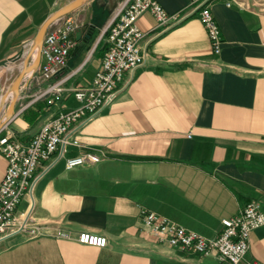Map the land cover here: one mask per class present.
I'll return each instance as SVG.
<instances>
[{"label":"crops","instance_id":"0c3cea01","mask_svg":"<svg viewBox=\"0 0 264 264\" xmlns=\"http://www.w3.org/2000/svg\"><path fill=\"white\" fill-rule=\"evenodd\" d=\"M74 1L0 0V62L24 51L0 66V92L25 68L43 22ZM122 1L86 0L68 14L78 28L71 35L77 46L59 76L66 91L52 103L35 99L48 86L37 80L41 59L2 134L28 141L53 115L78 105L73 90L88 86L100 68L103 30ZM157 1L181 21L162 30L151 14L139 18L147 62L127 72L116 101L78 129L74 137L82 147L38 168L33 201L26 197L17 213L22 219L30 212L38 234L0 239V264H222L217 254L159 243L145 231L142 212L216 238L222 220L249 202L264 211V0L212 5L223 34L219 55L194 0ZM8 91L0 95V110L11 99H4ZM89 150L102 161L66 167L67 157ZM6 168L0 152V181ZM81 232L105 236L108 244H81ZM247 258L264 263V226L251 233Z\"/></svg>","mask_w":264,"mask_h":264},{"label":"built area","instance_id":"2783aa9c","mask_svg":"<svg viewBox=\"0 0 264 264\" xmlns=\"http://www.w3.org/2000/svg\"><path fill=\"white\" fill-rule=\"evenodd\" d=\"M216 1L194 0V11L199 14L213 54L219 55L223 34L212 12ZM146 13L154 17L162 30L181 21L170 15L157 0H123L117 14L103 30L105 53L100 68L88 86L73 90L78 105L53 115L28 141L18 139L13 133L2 134L3 129H0V152L7 161L0 181V239L14 234L37 236L30 212L22 219L17 218L19 206L26 197L33 201L41 164L63 158L70 147H82L74 137L78 129L116 101L127 72H134L147 62L148 53L141 46L145 33L138 26L139 18ZM77 28L74 17L66 15L46 31L42 46L38 48L42 69L37 80L47 82L48 86L34 96L36 100L47 99L52 103L66 91L65 80L59 76L77 46L71 37ZM102 158L101 153L89 150L67 157L66 167H89L100 163ZM142 225L161 244L198 255L217 254L222 264H264L247 258L251 233L264 226V211L255 201L246 204L237 215L222 220L223 228L216 238L188 230L154 211L142 212ZM77 240L98 248L108 244L107 237L89 232L79 233Z\"/></svg>","mask_w":264,"mask_h":264},{"label":"water","instance_id":"95a60500","mask_svg":"<svg viewBox=\"0 0 264 264\" xmlns=\"http://www.w3.org/2000/svg\"><path fill=\"white\" fill-rule=\"evenodd\" d=\"M85 1L86 0H75L74 2L69 4L68 6H66V7L58 10L57 12L53 13L52 15H50L43 22L41 27L39 28V30L35 36V39L33 41L31 50H30L28 56L25 57V60H24L25 68H22L19 76L17 77V79L15 80V82L13 84L12 89L14 91V95H13V98L10 102L8 110L6 111L5 118H4L3 122L0 123V129H2L5 125V123L8 122L9 120H11L12 117L14 116L16 104H17L18 100L23 96V90L25 89V86L27 85L29 78H31L34 75V71H33L34 68L37 65H39V63L41 61V54H40V52H38L36 64L34 66L28 65L31 56L35 53V49L42 46L43 38H44L46 31L55 21H57L60 18L72 13L74 10L79 8ZM23 54H24V51L22 50L13 58H9V59L1 61L0 66H7L8 64H10L12 62H16V61L20 60L23 57Z\"/></svg>","mask_w":264,"mask_h":264},{"label":"rangeland","instance_id":"374dc122","mask_svg":"<svg viewBox=\"0 0 264 264\" xmlns=\"http://www.w3.org/2000/svg\"><path fill=\"white\" fill-rule=\"evenodd\" d=\"M40 48V47H39ZM34 76V75H33ZM32 76V77H33ZM7 88L6 87H4V90L3 91H1L0 92V95L1 94H4L6 91H8V90H6ZM10 102H11V99H9L8 100V102H7V104H6V106H5V108L4 109H2V110H0V120L2 119H4L5 118V114H6V111L8 110V107H9V105H10ZM24 201V200H23Z\"/></svg>","mask_w":264,"mask_h":264},{"label":"bare ground","instance_id":"6f19581e","mask_svg":"<svg viewBox=\"0 0 264 264\" xmlns=\"http://www.w3.org/2000/svg\"><path fill=\"white\" fill-rule=\"evenodd\" d=\"M38 53V48L35 49V56L37 55ZM13 95H14V91L13 89L11 88L8 92H7V95L4 97V99L8 98V97H11V100L13 98ZM7 100V99H6Z\"/></svg>","mask_w":264,"mask_h":264}]
</instances>
